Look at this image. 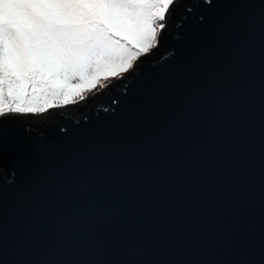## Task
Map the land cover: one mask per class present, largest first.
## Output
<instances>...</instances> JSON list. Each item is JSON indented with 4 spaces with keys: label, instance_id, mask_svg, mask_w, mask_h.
<instances>
[{
    "label": "water",
    "instance_id": "1",
    "mask_svg": "<svg viewBox=\"0 0 264 264\" xmlns=\"http://www.w3.org/2000/svg\"><path fill=\"white\" fill-rule=\"evenodd\" d=\"M166 25L123 79L12 118L0 264H264V0Z\"/></svg>",
    "mask_w": 264,
    "mask_h": 264
},
{
    "label": "snow or ice",
    "instance_id": "2",
    "mask_svg": "<svg viewBox=\"0 0 264 264\" xmlns=\"http://www.w3.org/2000/svg\"><path fill=\"white\" fill-rule=\"evenodd\" d=\"M176 4L0 0V145L27 146L16 114L44 113L51 101L67 103L110 75L123 79L136 71L142 53L159 45Z\"/></svg>",
    "mask_w": 264,
    "mask_h": 264
},
{
    "label": "rangeland",
    "instance_id": "3",
    "mask_svg": "<svg viewBox=\"0 0 264 264\" xmlns=\"http://www.w3.org/2000/svg\"><path fill=\"white\" fill-rule=\"evenodd\" d=\"M118 76H119V72L115 75H110L108 81H102L98 83L95 87L90 86L88 89H85L82 93L74 94L72 97L69 98L67 103H65V101L61 99H57L52 103V106L49 107L48 110L54 108L67 107L77 102L80 103L79 101H82L83 99H89L90 97H93V95L101 91L105 84L109 85L112 81H116L117 79H119ZM71 108H65V109H71Z\"/></svg>",
    "mask_w": 264,
    "mask_h": 264
},
{
    "label": "trees",
    "instance_id": "4",
    "mask_svg": "<svg viewBox=\"0 0 264 264\" xmlns=\"http://www.w3.org/2000/svg\"><path fill=\"white\" fill-rule=\"evenodd\" d=\"M55 101V100H54ZM54 101H51L50 103H51V105H52V103L54 102ZM6 108H7V105H6ZM49 109V108H48ZM70 112H76V109L73 107V108H71V111ZM52 116V115H51Z\"/></svg>",
    "mask_w": 264,
    "mask_h": 264
}]
</instances>
